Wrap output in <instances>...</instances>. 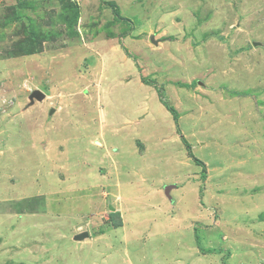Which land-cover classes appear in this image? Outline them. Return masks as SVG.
<instances>
[{
  "label": "rangeland",
  "instance_id": "1",
  "mask_svg": "<svg viewBox=\"0 0 264 264\" xmlns=\"http://www.w3.org/2000/svg\"><path fill=\"white\" fill-rule=\"evenodd\" d=\"M178 1L0 0V264H173L170 258L175 252V240L172 242V239L171 242L160 238L146 241V247L140 246L139 252L132 254L134 245L129 236L127 242L125 237L121 239L123 254L110 256L106 249L100 250L101 246H107V241L97 239L104 232L98 230L97 222H108L110 187L118 185L100 184L103 182L102 172H112V169L107 152L90 142L95 138L91 134L98 125L89 120L88 112L96 115L99 106L104 107L102 120H106L99 140L107 141L114 150L120 149L121 155L115 156V161L119 164L121 180L131 176L133 171L141 170L142 164L146 165V176L155 178L156 183L169 178L172 179L170 186H174L175 179H179L181 190L173 194L181 203L178 211L194 210L200 204L202 210L208 209V215L211 212L217 216L216 220H221L220 215L228 217L227 225L233 228L215 229L210 233L212 239L209 244L206 235L200 234V245L213 257V264H229L230 257L228 261L226 259L237 252L238 244L251 247L246 254L248 261L244 264H264V226L258 227L264 224V178H244V173L250 170L240 163V156L245 151L239 144L244 139L242 136L236 140L230 137L236 129L232 121H228V117L224 119V124H227L219 129L225 130L227 135L217 138L210 151L205 152L200 147L191 151L196 159L208 160L213 167L225 165L221 168L223 182L217 185L206 183L203 167L188 156L190 153L184 142L185 146L172 144L169 124H161L154 135L147 132V136L138 134L137 139L147 148L143 158L135 151L140 147L136 137L124 124L125 119L135 118L137 112L141 113L139 107L146 95L134 85L123 84L122 71L133 61L127 57L126 50L134 52L141 64L148 59L163 58L162 55H151L140 44L131 42L141 37L136 33L147 32L149 23L161 22L155 17L159 7L167 6L163 11L166 16L173 14L174 6L185 3V19H198L200 22H208L213 16L218 19L214 21L218 35L214 36L222 38L225 28L233 35H237L235 31L245 29L246 36L247 33L250 36L258 34L248 40L250 44L258 39L264 46V0ZM204 9L206 12L201 19L200 12ZM172 17L174 22L182 24L176 15ZM204 25L199 23L196 30L200 31ZM168 27L172 28L170 23ZM192 32V25L188 23L175 34L183 38L184 33L190 35ZM250 44L239 51L251 50L253 55L258 54L255 58L261 57L255 60L248 55L240 68L251 69L264 64L261 63L264 61L261 45L255 50ZM114 48L119 50L109 53ZM101 57L102 66L97 70L101 85L93 89L91 65L98 63ZM209 58L214 63L211 70L216 72L205 73V79L213 76L217 84L230 81L236 89L240 88L238 84H246V81L237 80L249 77L247 71L226 75L223 58L218 54ZM163 60L164 68L158 71L157 76H162L166 69L181 70V75L191 69L189 63L176 68L169 56ZM52 80L53 84H50ZM150 85L157 86L160 91L159 87L164 82L155 79ZM184 87L194 90L195 83H186ZM78 89L82 94H91L92 101L86 102L88 100L82 95L78 96ZM35 90L46 94L44 103L35 101L32 104L29 97ZM222 90L243 99L251 97V94H239L227 87ZM252 96L257 99V95ZM210 99L214 100V97ZM60 101H63V111L55 117L52 110L58 111ZM90 104L95 105L96 110H89ZM149 104L150 107L155 105L151 97ZM193 105L197 108L199 104ZM83 114H87L86 118ZM31 116L35 119L32 120ZM176 121L179 122V134L181 118H176ZM203 126L204 123L201 128ZM117 127H125L122 135L115 134ZM138 127L142 129L144 125ZM219 129L211 130L212 134H219ZM165 137L169 144H161ZM189 145L192 146L190 141ZM247 148L253 154L256 145L250 144ZM100 154L107 161H103ZM263 173L264 166H261L257 175ZM112 177L115 179V174ZM113 196L116 198V193ZM156 200L161 202L158 198L151 202ZM96 202L100 203L97 207H101L98 215L94 214ZM148 203L149 199L134 202L138 209L146 208ZM214 227L215 224L211 229ZM85 231L90 234V240L76 242L74 237ZM181 241L187 245L196 244L192 232L181 235ZM125 247H129L128 252ZM176 252L181 254L180 258H190L193 254L183 246Z\"/></svg>",
  "mask_w": 264,
  "mask_h": 264
},
{
  "label": "crops",
  "instance_id": "2",
  "mask_svg": "<svg viewBox=\"0 0 264 264\" xmlns=\"http://www.w3.org/2000/svg\"><path fill=\"white\" fill-rule=\"evenodd\" d=\"M173 1L179 2L178 0ZM166 2L169 3L170 0H166ZM146 7H148V4ZM166 7L167 6L159 7L157 15L155 16L158 17L157 20H161V22L149 23L147 32L144 34L136 33L141 37L137 40L132 39L131 41L135 44H140L143 47V50L147 51L149 54H157L158 56L162 55L163 58L159 56L158 59H148L147 62L144 61V63L141 64L139 58L135 56L134 52H129V50L127 52L126 50L127 57L129 56L133 61H131V65L129 66L125 65V70L122 71L124 75L122 79L125 81L123 84L134 85L140 92H146V95L142 93L144 95L143 100L145 101H143V105L139 107L141 113L137 112L135 118L125 119L124 121V124L130 127L129 130L136 137L135 139L137 140L138 147L140 146L139 151L136 149L135 151L140 153V158L146 156L147 148L144 143H141V141L137 139L138 134H144L147 136L145 133L147 132L150 135H154V132H156V129H158L161 124H169L170 127L168 130L171 132L172 144L180 143L181 145L182 143L184 145L183 139H185L188 143L189 141L192 143L191 151H194L197 147H200V149L205 152L210 151L211 145L217 140V138L226 134L225 130L219 128L227 124H224V119L228 117V121H232L231 124L236 128L230 137L236 140L238 136H242L244 139L243 142L239 144L241 150L245 151V153L240 156V163L243 167H248L250 169L247 173H244V178L253 180L258 176L264 178V173L262 175H257V173H260V167L264 166V118L262 117V115L264 116V64L263 66L260 65L251 69H247L245 66L240 68L241 62L244 63L245 61H243V59L248 57V55L255 60H259L261 55L258 58H255L258 54L253 55L254 53L251 50H242L243 52L239 51L242 47H248L250 44L248 40H251L252 36L256 38L258 34L253 33V35L250 36L251 34L247 33L248 36H246L245 34L247 31L245 29H239V31H235L237 35H233L232 31L225 28L226 30L222 32V38H219V36H214V34L218 35V30L215 29L214 25V21H218V19L213 16V18L208 21L210 22L209 24L207 21L201 20L206 12L205 9L200 12V22L197 21L198 19H185V12L187 11V5L185 3L174 6L172 15L177 16L178 21L180 20L182 23L180 25L178 22H174L175 19L172 15L167 14L165 16L163 14ZM207 17L208 13L206 14L205 19ZM167 22L171 24L172 28L168 27ZM188 23L192 25V30L194 32L190 35L184 33L183 38L178 34H175L177 31L182 30L184 24ZM199 23H204L205 25L200 31H197L196 29L199 28ZM163 26H166V28ZM173 36L175 37L173 38ZM233 37L236 38L233 39ZM152 38L157 41V44L151 42ZM257 40L258 39L250 44L255 50L258 49L260 44ZM149 43H152L151 46ZM260 45V49L264 50L263 43ZM118 50V48L110 49L109 53H114ZM213 54H218L223 58V63L225 64L224 72H226V75L239 73L241 70L247 71L249 77L237 80H243V82L246 81V84L244 83L242 86L238 84L240 88L236 89L235 87H232L233 84H231L230 81L217 84L213 76H208V78L205 79V73L208 75L216 72L211 70L214 63L213 59L209 57L213 56ZM166 56H169L172 59L176 68L181 65L186 66V64L189 63L191 69L182 75L181 70L174 71L172 69H166L162 76H157L158 71L164 68L163 59ZM102 57L97 60L98 63L95 62L96 64L91 65L93 68V75L91 78L93 84L91 87H93V89H97V87L101 85V77L97 76V70L102 66ZM151 61L152 66L150 65ZM230 61L234 62L231 63ZM261 63H264V61L261 60ZM181 76L184 77L179 79L174 78ZM155 79L164 82V85L159 87L160 91L157 86H154L156 87V90L150 85ZM49 83L53 84V80ZM186 83L189 85L195 83V89L191 91L185 89L184 86ZM79 85L84 84L79 83ZM223 87L232 89L239 94H251V97L245 99L239 98L230 94L226 90L223 91ZM77 93L78 96L82 95L83 99L88 100H85L86 102L92 101L91 99L93 97L91 94H82L81 89H78ZM252 94L257 95L256 100ZM64 97L65 95H63L62 98ZM150 97L153 98V101L155 102V105L151 107L149 104ZM210 97H214V100L210 99ZM97 98L99 101L100 98L98 96ZM45 100L41 102V104L44 103ZM98 101L97 105L99 104ZM62 102L63 101H60L57 105L58 111H55L54 109L52 110V114L55 115V117L58 116V113L63 111V106L61 105ZM193 103H198V107L195 108ZM54 106H56V104ZM99 107L100 109L96 111V115L91 111L88 112V116H90L89 120H94L96 125H98L95 128V131L91 134L95 138H91L90 142L93 146L103 148L102 151L105 150V152H107V159L111 161L112 169V172L108 170L102 172L101 179L103 182H100V184L118 185L114 188L110 187L112 195H109L108 200V222L104 224H101L100 221L97 222L98 230H104L103 234L99 235L97 239L107 241V246H101L100 250L106 249V253L108 251L110 256H115L117 253L123 254L120 246L121 239L125 237L124 240L127 242L129 236L131 244L134 245L132 247V254L138 253L140 246L146 247V241H155L160 238L161 241L171 242L172 239V242L175 240V243H173L175 252L172 258H170V261H172L173 264H213V257L208 255L210 253L207 254L204 250L205 247H201L199 236L201 233H203L204 236L206 235V242L209 244L212 239L211 234L215 229H233L227 225L226 221L228 220V217L225 215L222 217L220 215L221 220H216L217 216L211 215V212L208 215V209L202 210L200 204L197 209L194 210L189 209L178 211L181 203L175 200L173 194L174 192H180L181 189L179 185H181V181L175 179L174 186H170V180L172 179L169 178L163 182L159 181L156 183L155 178H150L144 173V168L146 167L144 164H142L144 167H142L141 170H135L131 176L129 175L121 180L119 164L115 161V156L121 155L120 149L116 148L114 150L111 148L112 145L107 141L103 142L99 140L102 133V127L106 125V120H102V118H104L102 115V112L104 114V107ZM89 110H96L95 105L90 104ZM86 115L87 114H83L85 118ZM31 117L32 120L35 119L34 116ZM176 118L179 120L181 118L180 125L182 127L180 133L182 136H180V133L178 134L177 129L179 122L176 121ZM184 122L190 124L187 125L184 124ZM119 123L124 126L122 122ZM202 123H204L203 128H201ZM140 124L144 125L142 129L138 127ZM124 129L125 127H117L115 129V134L122 135ZM213 129H219L220 133L213 135L211 132ZM193 138H196L195 142L191 141ZM161 144H169L167 137L163 139ZM250 144L256 145L253 154L252 150L247 148ZM62 154H64V151ZM100 156L103 161H107L103 154H100ZM188 156L191 158L190 154H188ZM187 162L190 164V159H188ZM201 162L206 166V174L209 172L208 176H205L207 179L205 180L206 183L209 182L213 185H217L218 182H223V170L221 168L225 167V165L220 164L213 167L208 160H201ZM113 174L116 176L115 179L112 177ZM150 181H152V184L149 183ZM133 184L134 186H132ZM115 193L117 196L116 198L113 196ZM155 198H158L161 202L159 203L156 200L152 203L151 201ZM141 199H149L150 203L146 206L147 209H138L134 204V202L136 203ZM99 204L100 203L96 202V210L94 211L95 215L99 214V209L101 208L97 207ZM174 207L176 211L173 209ZM36 214L37 213H35V215ZM117 214L120 215L122 224L121 226L115 227L110 219L113 215ZM213 224H215L216 227L211 229ZM102 225L105 227L103 228ZM262 226H264V224L258 227ZM185 232H187L188 235L191 232L193 233L196 244L187 245L184 244V241H181V235ZM86 240H90V234L89 238ZM85 241L76 242L80 243ZM167 246L168 245L165 247ZM182 246L187 250L193 251L190 258H180L179 256L181 254L177 255L176 249H181ZM165 247L163 249H165ZM125 248L127 249L129 247ZM250 251L251 247L249 248L245 245L238 244L237 252L228 256L226 260L228 261L230 257L228 261L230 262L229 264H233L234 262H238L237 264L247 263L248 257L246 254ZM262 251L264 252V249H262ZM126 252H128V249ZM144 258H142V262Z\"/></svg>",
  "mask_w": 264,
  "mask_h": 264
},
{
  "label": "water",
  "instance_id": "3",
  "mask_svg": "<svg viewBox=\"0 0 264 264\" xmlns=\"http://www.w3.org/2000/svg\"><path fill=\"white\" fill-rule=\"evenodd\" d=\"M151 42L153 44H157V41H155L154 38L151 39ZM29 99L32 103H34L35 101L41 103L46 99V94L40 90H35L31 93ZM88 238H89V233L85 231V232L77 234L74 237V240L75 241H83V240L88 239Z\"/></svg>",
  "mask_w": 264,
  "mask_h": 264
},
{
  "label": "trees",
  "instance_id": "4",
  "mask_svg": "<svg viewBox=\"0 0 264 264\" xmlns=\"http://www.w3.org/2000/svg\"><path fill=\"white\" fill-rule=\"evenodd\" d=\"M183 142L185 143L186 147L188 148L190 156L192 158H194V160L196 161L197 164H199V165H201L203 167V173H204V178H205V176H206V166H205V164L194 157V155L191 152V147H190L189 143L185 139H183ZM110 220H111L113 226H115V227L121 226V224H122V221L120 219V215L119 214L113 215Z\"/></svg>",
  "mask_w": 264,
  "mask_h": 264
}]
</instances>
